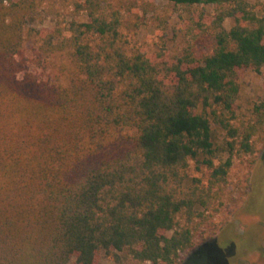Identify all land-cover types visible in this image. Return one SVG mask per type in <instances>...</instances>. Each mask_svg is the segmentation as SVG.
Instances as JSON below:
<instances>
[{
  "label": "trees",
  "instance_id": "1",
  "mask_svg": "<svg viewBox=\"0 0 264 264\" xmlns=\"http://www.w3.org/2000/svg\"><path fill=\"white\" fill-rule=\"evenodd\" d=\"M162 1L187 16L182 48L131 45L124 29L148 27L154 0H72L86 21L69 36L31 30L69 53L62 86L19 78L42 1H0V264H98L104 251L178 264L217 233L234 166L264 148V101L239 124L236 105L240 72L264 69V10Z\"/></svg>",
  "mask_w": 264,
  "mask_h": 264
},
{
  "label": "rangeland",
  "instance_id": "2",
  "mask_svg": "<svg viewBox=\"0 0 264 264\" xmlns=\"http://www.w3.org/2000/svg\"><path fill=\"white\" fill-rule=\"evenodd\" d=\"M41 1L40 15L29 25L26 33L25 69L19 78L33 74L48 85L62 86L67 83L71 69L69 53L49 51L44 46L43 39L31 30L49 34L56 28H62L65 36H69L72 22H84L86 17L76 13L72 0ZM154 1L157 9L155 13L149 14L148 27L137 31L124 29L131 45L147 43L150 53L158 52L164 46L170 49L182 48L184 40L175 27L182 24L187 16L181 11L174 12L162 0ZM249 1L261 15L264 0ZM159 17L168 20L167 26L160 25ZM129 18L136 20L132 15ZM233 25V18H227L226 28L230 30ZM55 43L56 40L53 41ZM239 83L240 93L236 102L238 124L249 119L254 106L264 101V69L261 73L250 69L240 72ZM214 130L215 145L220 150V158L224 159L226 134L215 126ZM192 173L202 176L195 171V167L192 168ZM230 191L237 200L229 202L214 218L217 233L193 251L184 254L178 264H264V148L257 154L253 167L246 160L236 163L231 172ZM114 254L117 257L102 252L98 264H149L137 262L129 251ZM71 264H74V259Z\"/></svg>",
  "mask_w": 264,
  "mask_h": 264
}]
</instances>
